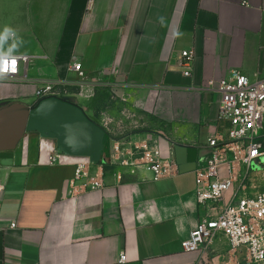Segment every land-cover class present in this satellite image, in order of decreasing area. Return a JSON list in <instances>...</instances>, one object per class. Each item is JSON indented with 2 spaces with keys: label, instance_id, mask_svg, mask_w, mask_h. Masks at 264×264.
Wrapping results in <instances>:
<instances>
[{
  "label": "crops",
  "instance_id": "obj_1",
  "mask_svg": "<svg viewBox=\"0 0 264 264\" xmlns=\"http://www.w3.org/2000/svg\"><path fill=\"white\" fill-rule=\"evenodd\" d=\"M5 27L15 36L0 43V54L13 49L29 63L21 84L0 89V105L28 104L29 82H69L61 100L103 132V147L105 139L149 135L174 160L173 148H185L195 166L208 140L229 129L208 83L234 71L264 82V0H0V33ZM184 50L193 53L188 77ZM73 61L82 81L70 71ZM59 154L35 133L0 152V217L16 224L0 232V264H119L120 253L124 264L225 261L222 235L196 253L181 248L204 214L194 169L161 180L144 170L121 177L107 170L102 191L78 192L72 165L48 164ZM235 264H244L241 254Z\"/></svg>",
  "mask_w": 264,
  "mask_h": 264
},
{
  "label": "built area",
  "instance_id": "obj_2",
  "mask_svg": "<svg viewBox=\"0 0 264 264\" xmlns=\"http://www.w3.org/2000/svg\"><path fill=\"white\" fill-rule=\"evenodd\" d=\"M192 60V51L180 53L185 77L191 72ZM28 63L25 55L0 54V89L21 84ZM70 71L82 81L80 63L73 61ZM67 85L69 82L65 81L29 82L27 102L35 105L44 99L61 100L64 98L61 89ZM208 87L219 94L218 115L228 122L229 129L226 135H215L208 140L206 153L194 166L195 202L204 214L181 242V248L184 253H196L222 235L229 245L222 264H235L238 254L242 255L244 264H264V135L259 132L264 122V82H251L240 71H234L209 82ZM161 141L149 135L134 141L108 139V157L98 164L86 157L67 154L51 156L48 164L72 165V189L78 192L102 191L107 170L118 177L127 170H144L154 180L171 179L180 171L176 161L163 154ZM75 185L80 188L76 190ZM15 226L14 222L3 224L0 217V232ZM125 262L124 253H120L118 263Z\"/></svg>",
  "mask_w": 264,
  "mask_h": 264
},
{
  "label": "water",
  "instance_id": "obj_3",
  "mask_svg": "<svg viewBox=\"0 0 264 264\" xmlns=\"http://www.w3.org/2000/svg\"><path fill=\"white\" fill-rule=\"evenodd\" d=\"M30 133L47 136L62 153L95 164L104 154L103 132L68 102L44 99L35 105L15 101L0 105V152L15 150ZM173 151L180 173L194 169L186 162L185 148L175 146Z\"/></svg>",
  "mask_w": 264,
  "mask_h": 264
},
{
  "label": "rangeland",
  "instance_id": "obj_4",
  "mask_svg": "<svg viewBox=\"0 0 264 264\" xmlns=\"http://www.w3.org/2000/svg\"><path fill=\"white\" fill-rule=\"evenodd\" d=\"M125 109H126V111H125ZM112 110H113V108L110 105L106 109V112L108 114H111L112 113ZM119 110H120V113L122 115V121H123V123H124V125L126 127V130H128V129L130 130L131 129V127H130L131 126V123H130L131 122V118H130V116L127 115L129 113L128 112L129 108H126L125 106L122 105V107ZM116 112H117V109H116ZM114 117H116V116H114ZM115 119H117V118H115ZM106 124H108L109 126L113 125L112 122H109V123H106ZM259 132H260V135H264V122H263V127L260 129ZM107 142H108V139H105L104 140V148H105L104 151H105V153H106V150H107Z\"/></svg>",
  "mask_w": 264,
  "mask_h": 264
},
{
  "label": "clouds",
  "instance_id": "obj_5",
  "mask_svg": "<svg viewBox=\"0 0 264 264\" xmlns=\"http://www.w3.org/2000/svg\"><path fill=\"white\" fill-rule=\"evenodd\" d=\"M12 36H15V33L12 31V29L5 27L3 29V32L0 33V43H3L4 41H6L7 39H9ZM12 50L13 49H8L7 54H11Z\"/></svg>",
  "mask_w": 264,
  "mask_h": 264
},
{
  "label": "flooded vegetation",
  "instance_id": "obj_6",
  "mask_svg": "<svg viewBox=\"0 0 264 264\" xmlns=\"http://www.w3.org/2000/svg\"><path fill=\"white\" fill-rule=\"evenodd\" d=\"M139 131V130H138ZM135 132V131H134Z\"/></svg>",
  "mask_w": 264,
  "mask_h": 264
},
{
  "label": "bare ground",
  "instance_id": "obj_7",
  "mask_svg": "<svg viewBox=\"0 0 264 264\" xmlns=\"http://www.w3.org/2000/svg\"><path fill=\"white\" fill-rule=\"evenodd\" d=\"M38 103V102H37Z\"/></svg>",
  "mask_w": 264,
  "mask_h": 264
}]
</instances>
